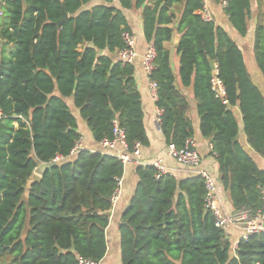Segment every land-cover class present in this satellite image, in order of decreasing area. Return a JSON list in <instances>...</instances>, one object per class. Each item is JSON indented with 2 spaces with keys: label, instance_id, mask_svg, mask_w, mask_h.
<instances>
[{
  "label": "trees",
  "instance_id": "trees-1",
  "mask_svg": "<svg viewBox=\"0 0 264 264\" xmlns=\"http://www.w3.org/2000/svg\"><path fill=\"white\" fill-rule=\"evenodd\" d=\"M1 0L0 40L13 51L0 59V264L101 262L118 159L100 151L71 152L80 140L78 117L95 143L112 138L113 121L131 149L149 147L133 64L117 53L129 31L123 10L142 8L144 39L156 51L149 80L157 83L166 145L181 148L193 130L188 103L175 86L170 53L174 30L183 87L192 86L199 132L209 140L219 181L235 212L254 215L261 206L264 170L237 141L238 108L249 146L264 159V101L246 69L244 55L226 31L197 15L203 0ZM183 4L178 27L170 9ZM67 19L58 28L62 17ZM224 12L241 37L247 34L251 0H227ZM256 68L264 78V25L256 24ZM209 61L217 64L228 105L209 88ZM56 158H59L56 160ZM40 165L41 180L26 183ZM137 184L119 223L121 264H264V233L239 240L233 250L226 233L204 208L202 179L155 178L136 165Z\"/></svg>",
  "mask_w": 264,
  "mask_h": 264
},
{
  "label": "crops",
  "instance_id": "crops-1",
  "mask_svg": "<svg viewBox=\"0 0 264 264\" xmlns=\"http://www.w3.org/2000/svg\"><path fill=\"white\" fill-rule=\"evenodd\" d=\"M135 3L136 0H133ZM1 3V0H0ZM155 3V0H145L144 4L149 8H152ZM203 5H206L207 8L211 11L213 16V23L217 27L223 28L228 36L239 46L242 50L245 60V65L248 73L251 75L255 74L259 76V71L256 68L254 62V54H253V42H254V33L256 29V24L261 23L264 25V0H251V18L248 22L247 34L245 37H241L236 33V31L232 28L228 16L224 12V10L219 5V0H203ZM183 4H175L170 9V14L173 16L174 23L168 25L170 28L178 27V20L182 13ZM1 12V11H0ZM127 25L130 29V32L135 36L136 40V48L138 51V58L134 61V80L136 84V88L140 93V99L142 103L143 110V123L146 135L149 140V147L142 148L141 147V159L145 163H150L157 158H161L164 161L166 168L172 173V175L177 179H185L190 176H193V172L189 171L186 168H183L177 165L171 158L167 156V145L165 140L160 132V129L157 127L156 123V110L157 107L155 105L156 100L152 98L150 94L149 87V78L145 74L141 62V57L145 52L147 46L149 45L145 39L143 34L142 27V8H136L135 6L131 9H125L122 11ZM1 17V16H0ZM177 25V27H176ZM181 34L174 30L173 36L170 42H164V48L170 53V62L173 75L175 77V86L178 91L186 98L188 103V109L186 111V116L191 123L193 136L192 139L195 141L197 150L200 154V169L207 171L211 176L219 183L220 192L218 195V206L220 211L224 215H230L235 213L230 198L229 193L225 191L219 181V173L218 166L215 161V158L211 154V145L209 140L202 137L199 132V116L197 111V103L194 98V94L192 91V86L183 87L179 77V58L176 52V48L174 46V40H177L179 43ZM7 44V45H6ZM8 46H12L11 44L4 43L0 40V59L4 56V50L7 49ZM178 46V45H177ZM8 50V49H7ZM71 107L72 114L78 120V131L80 132V143L81 147L84 150L88 151H98L99 144L95 143L91 138L90 131L80 117H78V110ZM234 114L236 116L237 124H238V135L237 141L241 145V147L246 151V153L251 157L257 167L261 170H264V159L257 154L252 148L249 146L247 137L243 130V124L241 122V115L238 108L233 109ZM41 166V165H40ZM39 166V167H40ZM38 167V168H39ZM35 172H38L37 170ZM137 184V175H136V165H128L124 168L123 174V188L121 191V195L115 205V207L111 210L110 219L108 226L105 231V240H106V253L101 261V264H118L117 261L120 262L121 254H120V234H119V223L121 221V216L134 194L135 188ZM242 224L238 226H233L225 230L226 239L231 244L232 249L234 250L238 241L241 240L242 237ZM121 264V262L119 263Z\"/></svg>",
  "mask_w": 264,
  "mask_h": 264
},
{
  "label": "built area",
  "instance_id": "built-area-1",
  "mask_svg": "<svg viewBox=\"0 0 264 264\" xmlns=\"http://www.w3.org/2000/svg\"><path fill=\"white\" fill-rule=\"evenodd\" d=\"M220 7L224 10L227 6V0H219ZM2 13L0 12V16ZM197 15L204 22H213V16L211 11L206 5H203L198 11ZM121 37L124 43V47L118 51L117 57L124 63L133 64L138 58L139 54L136 48L135 36L126 30H123ZM156 51L152 44H149L141 57L143 70L147 77L151 75L155 69ZM150 94L153 99H157L158 85L155 81L149 80ZM209 88L214 97L219 100L223 105H228L227 89L219 77V71L217 64L213 63L212 76L209 82ZM162 111L157 108L156 110V123L160 129V116ZM3 117L0 110V119ZM80 140L71 154L74 156L79 150H81ZM102 153L109 154L114 158L121 161L124 168L128 165H149L155 170V178L159 179L164 175H172V173L166 168L164 161L161 158H157L150 163H145L141 159V146L136 143L131 149L129 148L125 131L121 128L117 121H113L112 138L103 139L99 143V150ZM94 152V151H91ZM167 156L171 158L177 165L192 171L194 175L199 176L204 184L205 195L203 199L204 208L210 211L214 217L215 225L224 231L230 227L238 226L242 224L241 239L246 240L249 236L259 233H264V188L261 190V206L254 215H250L248 212L239 211L230 215H224L218 206V195L220 192L219 183L209 174L207 171L200 169V154L197 150L195 141L192 138L185 140L181 148H177L174 144L167 145ZM59 158H56V160ZM173 176V175H172ZM123 188V177L116 180V188L111 197V210L115 207ZM111 213V212H110ZM77 264H101V262H95L88 259L78 258Z\"/></svg>",
  "mask_w": 264,
  "mask_h": 264
},
{
  "label": "water",
  "instance_id": "water-1",
  "mask_svg": "<svg viewBox=\"0 0 264 264\" xmlns=\"http://www.w3.org/2000/svg\"><path fill=\"white\" fill-rule=\"evenodd\" d=\"M66 19H67V14L63 10L61 19L56 23L57 27L60 28L62 23ZM176 27H177V25H176ZM177 45H178L177 40H174V46L177 47ZM209 65H210V69L212 70L213 69V63L211 61H209ZM249 75H250V78H251L253 85L258 89V91L261 94L263 101H264V78H263L262 74L259 71V76H256L255 74L251 75L250 73H249ZM49 166H51V165H41L37 169L38 172H34L29 177V179L26 183L25 197H27L29 195L32 184L41 180V173H43Z\"/></svg>",
  "mask_w": 264,
  "mask_h": 264
},
{
  "label": "rangeland",
  "instance_id": "rangeland-1",
  "mask_svg": "<svg viewBox=\"0 0 264 264\" xmlns=\"http://www.w3.org/2000/svg\"><path fill=\"white\" fill-rule=\"evenodd\" d=\"M7 45V44H6ZM8 49V50H7ZM7 49H5L4 51V56L7 57L9 56V54L13 51V47L12 46H8ZM118 264L120 263L119 261H117Z\"/></svg>",
  "mask_w": 264,
  "mask_h": 264
}]
</instances>
